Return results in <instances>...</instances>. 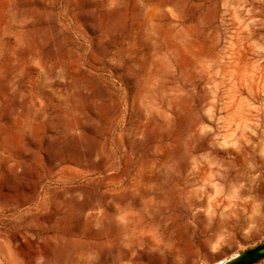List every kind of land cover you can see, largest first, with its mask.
Wrapping results in <instances>:
<instances>
[{
    "label": "rangeland",
    "instance_id": "1",
    "mask_svg": "<svg viewBox=\"0 0 264 264\" xmlns=\"http://www.w3.org/2000/svg\"><path fill=\"white\" fill-rule=\"evenodd\" d=\"M262 244L264 0H0V264Z\"/></svg>",
    "mask_w": 264,
    "mask_h": 264
},
{
    "label": "water",
    "instance_id": "2",
    "mask_svg": "<svg viewBox=\"0 0 264 264\" xmlns=\"http://www.w3.org/2000/svg\"><path fill=\"white\" fill-rule=\"evenodd\" d=\"M264 258V244L224 260L221 264H251Z\"/></svg>",
    "mask_w": 264,
    "mask_h": 264
},
{
    "label": "trees",
    "instance_id": "3",
    "mask_svg": "<svg viewBox=\"0 0 264 264\" xmlns=\"http://www.w3.org/2000/svg\"><path fill=\"white\" fill-rule=\"evenodd\" d=\"M254 263H256V262H254ZM254 263H252V264H254Z\"/></svg>",
    "mask_w": 264,
    "mask_h": 264
}]
</instances>
